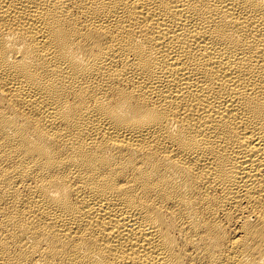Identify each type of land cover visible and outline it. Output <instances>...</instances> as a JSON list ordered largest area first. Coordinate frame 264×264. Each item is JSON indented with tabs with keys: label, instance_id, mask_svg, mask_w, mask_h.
<instances>
[{
	"label": "bare ground",
	"instance_id": "6f19581e",
	"mask_svg": "<svg viewBox=\"0 0 264 264\" xmlns=\"http://www.w3.org/2000/svg\"><path fill=\"white\" fill-rule=\"evenodd\" d=\"M0 264H264V0H0Z\"/></svg>",
	"mask_w": 264,
	"mask_h": 264
}]
</instances>
